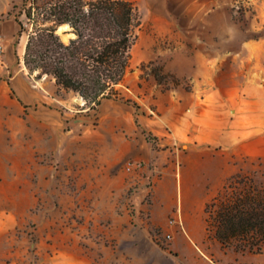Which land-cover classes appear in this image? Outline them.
<instances>
[{
    "label": "rangeland",
    "instance_id": "1",
    "mask_svg": "<svg viewBox=\"0 0 264 264\" xmlns=\"http://www.w3.org/2000/svg\"><path fill=\"white\" fill-rule=\"evenodd\" d=\"M22 1L10 15L23 24L27 36L31 25L24 11L31 0L25 5ZM50 1L36 0L40 5ZM178 4L179 19L188 28L176 33L175 39L170 33L145 31L141 10L147 8L135 4L140 25L132 33L125 84L131 88L142 64H135L142 43L152 45L151 62L162 68L158 51L172 50L176 40V45L198 57V72L178 78L163 67L157 86L167 91L177 82L187 91L207 95L215 107H248L247 112L258 107V138L263 139L258 159L245 160L236 174L248 175L264 188V0H179ZM145 71L149 73L150 67ZM44 79L51 77L42 75L39 80ZM124 91L133 96L130 89ZM145 92L146 88L139 96ZM55 93L70 106L58 107L65 115L61 132L41 133L30 125L32 131L20 134L17 124L8 125L4 137L0 131V264H264V253L225 249L206 236L204 207L236 175L216 184L224 165L221 155L213 154L208 165L190 175L182 172L180 180L182 163L176 154L185 148L177 146L176 154L160 159L175 171L169 169L163 178L154 205V186L161 172L148 148L158 147L156 139L145 133L150 146L140 145L139 154L121 157L117 168L124 191L111 193L113 169L101 162L99 144L68 139L70 128L76 131L78 123L93 130L96 106L89 101L85 105L73 92L57 88ZM147 112L154 114L152 108ZM48 147L51 154L33 160L32 149ZM134 160L141 161V168L125 171V163ZM68 164L82 165V173Z\"/></svg>",
    "mask_w": 264,
    "mask_h": 264
},
{
    "label": "crops",
    "instance_id": "2",
    "mask_svg": "<svg viewBox=\"0 0 264 264\" xmlns=\"http://www.w3.org/2000/svg\"><path fill=\"white\" fill-rule=\"evenodd\" d=\"M20 1L0 0V45L4 47L3 61L0 63V131L4 137L5 128L17 124L22 128L20 134L30 132L32 128L38 129L41 133L48 129L61 132L65 115L58 107L70 106L68 103H62L63 99L56 95L55 90L58 87L52 77L50 81L36 80L34 76L28 74L23 62L27 36L24 32L19 33V24L14 17L8 15L12 5ZM127 1L138 7L143 5L147 8L146 11L141 10V26H146L145 31L170 33L175 39L176 33L188 28L179 19L182 13L180 10L178 12L179 0ZM67 29L68 26L64 31ZM176 44L178 42L175 40L172 50L158 51L162 54L164 70L178 78L196 76L198 57ZM139 49L135 64L147 63L153 59L151 44L142 43ZM138 70L134 73L131 88L126 86L125 79L120 83L122 87H118L121 95L126 97L124 99L130 100L131 103L116 98H103L96 105L97 124L93 130L89 124L81 122L78 123L79 128L76 131L70 128L69 132L71 136L69 140L84 144L94 141L95 144H99L101 162L108 163L113 169L114 179H109L111 193L116 191L121 194L124 191L117 168L121 157L126 153L139 154L137 151L140 145L150 146L145 133L156 139L158 147L148 148L161 172L154 186V205L158 201L157 192L159 186L163 184V178L169 169L175 171L173 165L164 166L160 159L176 154L177 146L185 148V152L176 154L183 166L178 173L180 180L182 172L190 175L198 168L208 165L213 154L224 158L217 185L236 174L245 160L258 159V149H261L263 143V139L258 138V107H249V112L248 107H215L213 101H208L207 95L187 91L181 86L162 91L153 76L140 79ZM124 87L130 89L134 97L126 95ZM144 88L146 92L139 96ZM149 100L153 107H150ZM149 108L154 110L153 115L148 114ZM83 119L89 118L85 116ZM53 150L56 152V147H53ZM51 153L49 147L36 148V151L32 149L33 160L38 158L37 156ZM65 153L66 149L60 150L59 157L62 158ZM68 165L78 166L82 173V165ZM115 204L112 205V209Z\"/></svg>",
    "mask_w": 264,
    "mask_h": 264
},
{
    "label": "trees",
    "instance_id": "3",
    "mask_svg": "<svg viewBox=\"0 0 264 264\" xmlns=\"http://www.w3.org/2000/svg\"><path fill=\"white\" fill-rule=\"evenodd\" d=\"M24 15L31 25L23 58L29 75L39 70L36 80L52 77L58 88L78 94L85 105L96 106L103 98L125 100L117 85L130 69L132 33L140 25L134 3L53 0L40 5L31 0ZM16 21L22 33L23 24ZM62 25L68 26L66 34H73L68 41L57 32ZM139 70L140 79L151 74L161 84L164 73L154 62L142 63ZM204 214L208 239L241 253H264V188L250 176L234 175L205 205Z\"/></svg>",
    "mask_w": 264,
    "mask_h": 264
},
{
    "label": "built area",
    "instance_id": "4",
    "mask_svg": "<svg viewBox=\"0 0 264 264\" xmlns=\"http://www.w3.org/2000/svg\"><path fill=\"white\" fill-rule=\"evenodd\" d=\"M3 54H4V47L0 45V63L3 61ZM141 164H142L141 161H138V160L128 161L124 165V170L127 172L134 171L135 169L141 168Z\"/></svg>",
    "mask_w": 264,
    "mask_h": 264
},
{
    "label": "water",
    "instance_id": "5",
    "mask_svg": "<svg viewBox=\"0 0 264 264\" xmlns=\"http://www.w3.org/2000/svg\"><path fill=\"white\" fill-rule=\"evenodd\" d=\"M58 33L61 35L64 41H68L69 38L72 36L71 34H66L63 28L58 29Z\"/></svg>",
    "mask_w": 264,
    "mask_h": 264
},
{
    "label": "bare ground",
    "instance_id": "6",
    "mask_svg": "<svg viewBox=\"0 0 264 264\" xmlns=\"http://www.w3.org/2000/svg\"><path fill=\"white\" fill-rule=\"evenodd\" d=\"M67 27V25H62V26H60L58 29H61V28H66ZM58 32V31H57ZM72 36H73V34H72Z\"/></svg>",
    "mask_w": 264,
    "mask_h": 264
}]
</instances>
